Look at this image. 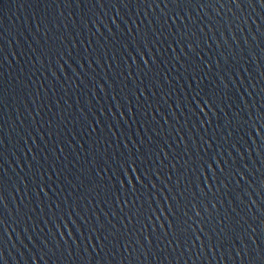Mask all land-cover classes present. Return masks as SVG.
<instances>
[{
	"label": "water",
	"instance_id": "95a60500",
	"mask_svg": "<svg viewBox=\"0 0 264 264\" xmlns=\"http://www.w3.org/2000/svg\"><path fill=\"white\" fill-rule=\"evenodd\" d=\"M0 152V264H258L264 8L0 0Z\"/></svg>",
	"mask_w": 264,
	"mask_h": 264
},
{
	"label": "snow or ice",
	"instance_id": "6c2138e0",
	"mask_svg": "<svg viewBox=\"0 0 264 264\" xmlns=\"http://www.w3.org/2000/svg\"><path fill=\"white\" fill-rule=\"evenodd\" d=\"M121 2H123V0H121ZM176 2L177 3H180L181 0H176ZM253 2H255L256 4H258L261 8H264V0H253ZM232 3L235 4L236 3V0H232ZM129 31H131V29ZM137 31L139 32V29H137ZM142 40L145 41V45L144 46L147 47V40H148V34L147 33H145V35L142 37ZM141 51H143V50L141 49ZM148 64H149V61L148 60L144 61V65L145 66H147ZM217 67H219V65H217ZM208 70L211 71L212 68H208ZM193 72H194V75L192 76V79H196L197 80V88H199L200 87L199 81L202 80L203 77H200L198 75V73H197V66L196 65L193 66ZM201 91H203V89H201L200 91H196L195 96L193 97V100L199 99L200 102L203 103V104H205V105H207L208 103L214 104V101H211V100L206 101L201 96ZM205 95H207V93H205ZM93 131H95V129H93ZM2 158H3V153L0 152V159H2ZM35 159H36V157L33 156V160H35ZM109 159H113V158L110 157ZM121 159L123 160V163H118V162H116L114 160L115 167H116L117 171L120 174L119 177H117L118 183L121 185V188H123L124 185L127 184L128 187H127L126 190L131 189L132 192H135L136 191V187L132 184V182L130 180H127L126 179V176H127V173L128 172H131V173L134 174L135 172L140 171V169L139 168H132L131 167V165L136 162L135 160L125 159L123 157V154H121ZM137 159H139V157H137ZM105 166L106 167H111L107 163V161H105ZM218 166L219 165L217 164L216 167H218ZM213 167H214V165H207V169L208 170H211L215 174V171H213ZM220 172H221V174H223L225 172V169L224 168H220ZM114 174H116V172H114ZM3 177H4V173L2 171H0V205H2V206H3V201L5 199L4 190H3V186H2ZM133 177L137 181V184H139L140 179H143L142 176L136 177L135 175H133ZM121 178H123V179H121ZM241 178H243V177H241ZM168 179L170 180L171 179V176H169ZM109 180H111V177H109ZM237 183H239V182L237 181ZM155 187H156L155 184H152V188H155ZM40 191H43V189L41 188ZM167 199L168 198L165 197V200H167ZM252 203L255 204L256 201H252ZM177 205H179V201H177ZM262 206H264V204H262ZM193 210L195 211V208ZM168 211H170V212L173 211V208H172L171 205L169 206ZM187 215H188V213H187V211H185L184 212V216L187 217ZM195 216L199 217L200 216V212L199 211H195ZM262 221H264V219H262ZM186 224H187V220H184L183 221V225H186ZM183 225L180 224V223H177L176 224L177 233L174 235V239H179L182 236H184ZM124 227L127 228V225H125ZM168 227L171 230L172 229V224L171 223L168 224ZM241 227H243V226L241 225ZM201 231L203 232V229H201ZM221 231L222 232H226V230L223 229V228L221 229ZM232 231H235V228H232ZM251 231H254V229H251ZM69 235L71 236V233H69ZM165 235H167V233H165ZM196 238L199 239L198 237H196ZM238 238L243 242V234H241ZM97 239L99 240L100 238L97 237ZM103 239L104 240H108V236H104ZM148 243L151 244V241L149 240ZM246 254L247 255H251L253 261H258V264H264V249L255 248L251 252H247ZM41 258H43V257H41Z\"/></svg>",
	"mask_w": 264,
	"mask_h": 264
}]
</instances>
